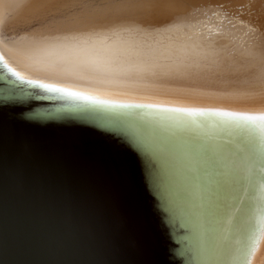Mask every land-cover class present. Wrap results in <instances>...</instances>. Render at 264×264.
I'll list each match as a JSON object with an SVG mask.
<instances>
[{
  "label": "bare ground",
  "instance_id": "6f19581e",
  "mask_svg": "<svg viewBox=\"0 0 264 264\" xmlns=\"http://www.w3.org/2000/svg\"><path fill=\"white\" fill-rule=\"evenodd\" d=\"M262 51L264 0H0V66L8 76L5 63L25 79L117 103L252 109L260 97L245 94V81L261 71ZM124 110L185 130L188 169L202 178L201 187L193 186L204 264H248L243 249L256 230L251 197L264 180L259 138L212 117L189 121L156 109ZM255 238L252 264H264L258 231Z\"/></svg>",
  "mask_w": 264,
  "mask_h": 264
},
{
  "label": "water",
  "instance_id": "95a60500",
  "mask_svg": "<svg viewBox=\"0 0 264 264\" xmlns=\"http://www.w3.org/2000/svg\"><path fill=\"white\" fill-rule=\"evenodd\" d=\"M10 92L40 99L0 106V264H204L202 178L188 169L185 130L58 101L0 66V100ZM83 114L95 117L66 119ZM99 117L139 130L145 150L122 145Z\"/></svg>",
  "mask_w": 264,
  "mask_h": 264
},
{
  "label": "snow or ice",
  "instance_id": "6c2138e0",
  "mask_svg": "<svg viewBox=\"0 0 264 264\" xmlns=\"http://www.w3.org/2000/svg\"><path fill=\"white\" fill-rule=\"evenodd\" d=\"M261 71L259 74L251 73L249 79L245 81L246 92L249 97L259 95L260 103L257 107L244 111H229V110H213V109H195L184 107H161L157 104H125L117 103L110 99L101 98L97 95L86 94L80 91H72L65 87H58L53 83H43L38 79H25L20 72L15 71L9 67L8 64H3V67L7 70L9 75L21 84L30 85L43 90L46 93L60 94L61 97L68 99L81 105L96 106L103 110H118L129 108H148L156 109L162 112L178 113L181 117L187 118L192 121L195 119H201L205 117H212L218 121L219 125L231 127L239 130H243L247 133H254L260 140L261 146H264V51L261 53ZM49 65L42 64L40 68H46ZM259 83V92H256V86ZM33 99H40V97H31L30 95H19L10 92L9 95L0 100V106L5 104L27 106ZM33 119L47 118L44 113L34 111L31 114ZM95 117V114H83L80 117H68L66 119H88L89 117ZM102 121L101 127H106L108 134L112 135L122 145L128 147L138 155L145 150V143L142 138V134L137 129L127 128L121 121L116 119H109L107 117H99ZM261 172H264V168H261ZM247 192V189H245ZM227 195V194H226ZM243 200L244 197L240 196ZM253 201V207L251 209V219L255 222L256 230L252 232L249 242L243 249V258L252 264V258L255 256L259 244L256 240V232L258 231L261 241H264V180H261L255 185V191L251 197Z\"/></svg>",
  "mask_w": 264,
  "mask_h": 264
}]
</instances>
